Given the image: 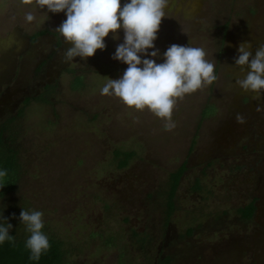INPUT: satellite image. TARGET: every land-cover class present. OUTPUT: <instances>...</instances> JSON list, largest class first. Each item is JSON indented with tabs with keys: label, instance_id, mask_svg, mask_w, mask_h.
<instances>
[{
	"label": "rangeland",
	"instance_id": "1",
	"mask_svg": "<svg viewBox=\"0 0 264 264\" xmlns=\"http://www.w3.org/2000/svg\"><path fill=\"white\" fill-rule=\"evenodd\" d=\"M65 19L0 0V127L7 126L22 172L15 192L0 199V218L19 235L27 233L21 211H41L43 231L63 243L72 264H118L120 254L124 264L164 257L264 264V96L241 90L235 81L246 70L234 66L241 43L253 55L264 45V0H168L157 63L173 44L200 47L217 75L177 100L171 130L149 111L100 94L127 67L112 59L123 31L118 40L110 33L106 48L86 61H65L70 45L56 31ZM75 77L78 90L71 89ZM40 96L46 102L34 100ZM206 105L215 113L202 120ZM116 150L135 154L124 169L113 161ZM184 163L166 223L168 177ZM251 200L256 211L244 220L236 211ZM133 234L146 237L144 248Z\"/></svg>",
	"mask_w": 264,
	"mask_h": 264
},
{
	"label": "clouds",
	"instance_id": "2",
	"mask_svg": "<svg viewBox=\"0 0 264 264\" xmlns=\"http://www.w3.org/2000/svg\"><path fill=\"white\" fill-rule=\"evenodd\" d=\"M37 10L47 13H64L66 19L56 29L70 47L64 53L65 61L79 57L87 60L97 50L106 48L105 38L112 34L118 40L123 31V42L119 43L112 59L127 65L118 79L109 78L100 94L115 96L128 108L142 112L149 111L164 122L165 128L175 127L173 113L178 99L192 94L217 80L214 64L206 59V52L200 47L173 44L163 53V62L157 63L159 49L155 48L157 33L166 17L168 0H23ZM32 11L25 13V20L33 22ZM241 43L234 66L246 70L243 79L235 83L245 92H252L259 99L264 96V45L255 54ZM150 49H154L149 51ZM261 109L258 107L257 109ZM237 123H245L237 114ZM7 169L0 167V189L5 185ZM20 222L29 234L25 248L29 260L39 262L50 250V242L43 231L45 223L41 211L20 213ZM6 222V223H5ZM12 225L4 216L0 218V246L14 244L10 235Z\"/></svg>",
	"mask_w": 264,
	"mask_h": 264
},
{
	"label": "trees",
	"instance_id": "3",
	"mask_svg": "<svg viewBox=\"0 0 264 264\" xmlns=\"http://www.w3.org/2000/svg\"><path fill=\"white\" fill-rule=\"evenodd\" d=\"M46 31H41L35 33L31 39L35 40L38 37L45 35ZM81 78L75 77L71 83L72 90H78L81 87ZM49 89V87H46ZM38 102H46V99L43 96L37 97L34 99ZM30 99H26L24 104L27 105ZM23 109H20L18 116H21ZM215 113V108L212 105H206L202 110L201 119L204 120ZM9 122H13L11 119ZM7 126L0 127V167L7 169L8 175L4 179V187L0 189V199L5 198L7 195L15 192L17 185L21 177V165L16 151L14 150L12 144L13 140L10 136H5L7 131ZM135 154L131 151H119L114 152L113 161L117 169H124L128 166L131 160L134 158ZM186 171V164H182L181 167L171 173L168 177L167 192L165 197V221H169L170 216L174 210V197L175 193L179 187L181 178L183 177ZM256 200H251L246 206L237 209V214L244 220H250L253 218V215L256 211L255 206ZM2 218V217H1ZM6 223V222H5ZM10 235H13L15 238L14 244L5 243L3 246H0V264H37L29 260L30 253L25 248V240L28 237V233L17 234L14 230H10ZM133 236L137 237V244L140 248H144L146 244V237H139L136 234ZM50 250L42 255L38 264H72L67 251L63 247V243L60 240L49 238ZM105 244L107 246L113 245L112 239H107ZM124 254H120L119 263L124 264L123 262ZM171 260L169 257H164L161 260L157 261V264H170Z\"/></svg>",
	"mask_w": 264,
	"mask_h": 264
}]
</instances>
